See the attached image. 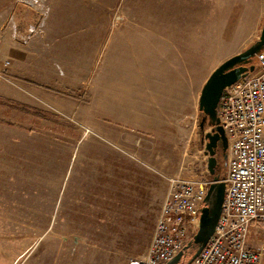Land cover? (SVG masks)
<instances>
[{"label":"rangeland","instance_id":"1","mask_svg":"<svg viewBox=\"0 0 264 264\" xmlns=\"http://www.w3.org/2000/svg\"><path fill=\"white\" fill-rule=\"evenodd\" d=\"M262 25L264 0H0V264L144 253L167 178L210 179L206 79Z\"/></svg>","mask_w":264,"mask_h":264},{"label":"built area","instance_id":"2","mask_svg":"<svg viewBox=\"0 0 264 264\" xmlns=\"http://www.w3.org/2000/svg\"><path fill=\"white\" fill-rule=\"evenodd\" d=\"M255 58L254 70L226 87L218 103L227 140L224 198L214 233L192 264H264V246L249 241L253 225L264 223V51ZM9 64L5 61L3 69ZM212 182L168 177L150 244L144 253L129 256L127 264H165L176 256L195 232Z\"/></svg>","mask_w":264,"mask_h":264},{"label":"water","instance_id":"3","mask_svg":"<svg viewBox=\"0 0 264 264\" xmlns=\"http://www.w3.org/2000/svg\"><path fill=\"white\" fill-rule=\"evenodd\" d=\"M264 51V25L257 41L217 66L206 79L199 96V129L207 169L212 176L198 218L193 236L180 251L165 264H192L214 233L224 198L225 184L214 176L216 167V150L222 151L224 161L227 159V140L219 126L217 107L223 90L254 70L253 60ZM207 126V128H206Z\"/></svg>","mask_w":264,"mask_h":264},{"label":"trees","instance_id":"4","mask_svg":"<svg viewBox=\"0 0 264 264\" xmlns=\"http://www.w3.org/2000/svg\"><path fill=\"white\" fill-rule=\"evenodd\" d=\"M5 106H10L12 109H14V110H16L18 112L26 113V114H29V115H31L33 117H37V115L34 112H29L30 109L27 106L23 105V104L16 103V102H11L9 104L5 103ZM39 118H41V117H39ZM0 122H2L4 124H8L7 121H3V120H0ZM206 128H207V126H206ZM216 160H217V163H216V167H215L214 176H218L220 179H222L224 174H225V166H224V162L222 160L221 155L220 156L218 155ZM209 178L212 180L213 177L209 176Z\"/></svg>","mask_w":264,"mask_h":264},{"label":"flooded vegetation","instance_id":"5","mask_svg":"<svg viewBox=\"0 0 264 264\" xmlns=\"http://www.w3.org/2000/svg\"><path fill=\"white\" fill-rule=\"evenodd\" d=\"M208 129V128H207ZM220 156L221 155V157H222V151H221V149L219 148V147H217V150H216V158H217V156ZM222 160H223V162H224V166H225V170H226V162H227V159H226V161H224V159H223V157H222ZM102 187H105V186H101L100 185V191H101V188Z\"/></svg>","mask_w":264,"mask_h":264}]
</instances>
